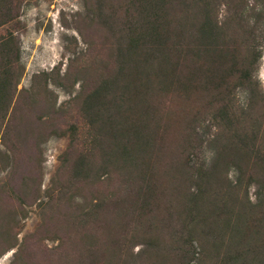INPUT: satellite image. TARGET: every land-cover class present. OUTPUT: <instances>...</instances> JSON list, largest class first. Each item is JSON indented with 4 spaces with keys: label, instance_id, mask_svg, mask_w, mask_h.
Segmentation results:
<instances>
[{
    "label": "trees",
    "instance_id": "trees-1",
    "mask_svg": "<svg viewBox=\"0 0 264 264\" xmlns=\"http://www.w3.org/2000/svg\"><path fill=\"white\" fill-rule=\"evenodd\" d=\"M101 1L107 6L110 0ZM117 1L123 36H117L113 65L85 99L82 113L98 125L97 133L110 135L112 156L121 147L127 175L123 227L134 223V230L146 229L142 254L151 251L158 264H264L263 132L213 136V160L197 177L189 162L201 109L213 108L227 119L233 89L250 88L260 54L247 39L225 36L215 13L217 0ZM231 1L237 17L247 0ZM14 10L11 6L0 12V26L15 17ZM236 27L235 36H241L242 26ZM12 41L10 36L0 42V169L5 170L16 168L20 156L6 129L20 77ZM249 93L253 97L255 92L250 88ZM150 99L151 123L145 122L144 109ZM26 133L20 146L33 147L26 169L34 180L40 176V138L32 131L33 143ZM53 135L56 130L49 137ZM231 168L238 183L247 177L249 185H256L254 204L235 192L237 182L232 186L227 179ZM189 182L195 184L186 189ZM175 197L182 200L174 204ZM17 218L13 213L9 219L14 227ZM11 229L7 225V232Z\"/></svg>",
    "mask_w": 264,
    "mask_h": 264
},
{
    "label": "rangeland",
    "instance_id": "rangeland-1",
    "mask_svg": "<svg viewBox=\"0 0 264 264\" xmlns=\"http://www.w3.org/2000/svg\"><path fill=\"white\" fill-rule=\"evenodd\" d=\"M217 1L215 13L225 36L247 39L260 55L252 71L253 97L250 88L235 87L227 119L213 108L201 109L196 135L191 136L195 149L189 155L195 177L213 160V136L264 134V0H247L244 10L235 12L237 17L231 0ZM101 2L0 0V12L15 8V17L0 26V42L13 39L20 74L6 128L20 156L16 168L0 169V264H158L151 251L142 254L146 229L134 230V223L123 227L127 175L121 147L112 156L110 135L106 130L97 133L98 125L82 113L85 99L113 65L117 36H123L119 2ZM238 24L241 36H235ZM153 106L150 99L144 107L145 122L151 123ZM25 130L33 143L37 140L32 131L40 138V176L34 180L26 169L33 147L20 146ZM51 130L57 135L49 137ZM227 179L232 186L237 182L235 192L242 201L255 203L257 187L249 185L247 177L238 183L231 168ZM181 200L172 199L174 204ZM13 213L18 217L15 227L9 222ZM164 238L170 241L169 234ZM203 257L207 263L208 257Z\"/></svg>",
    "mask_w": 264,
    "mask_h": 264
}]
</instances>
